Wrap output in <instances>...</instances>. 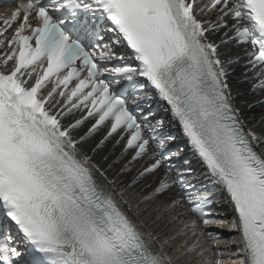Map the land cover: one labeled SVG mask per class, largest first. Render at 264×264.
I'll return each instance as SVG.
<instances>
[{
    "label": "snow or ice",
    "instance_id": "snow-or-ice-1",
    "mask_svg": "<svg viewBox=\"0 0 264 264\" xmlns=\"http://www.w3.org/2000/svg\"><path fill=\"white\" fill-rule=\"evenodd\" d=\"M16 2L10 18L2 21L5 27L0 28L3 36L22 21L11 39L0 40V48L11 49L0 55V63L8 67L12 62L8 71L0 70V209L22 233L21 243L40 254L33 264H172L121 210L110 187L114 181L78 147L109 121L104 140L123 128L129 132L126 150L136 149L132 159L147 152L149 140L142 136L126 101L105 79H99L105 73L129 81L146 77L167 101L209 178L230 196L240 233L241 247L236 251L244 253L245 264H264V153L257 151L264 134L245 129L227 79L226 63L235 61L221 59L220 45L209 38L210 33L226 29L221 44L251 46L249 64L259 80L256 87L264 90V0ZM81 12L111 22L110 31L127 42L138 66L101 67L100 61H110L116 53L112 45L89 47L82 42L79 32L90 38L99 33L90 32L86 21H78ZM210 12L216 13L215 22L199 18ZM30 18L37 21L35 26ZM69 18L71 28L65 24ZM118 59L123 62L126 57ZM77 61L82 62L79 68ZM83 71L86 75L80 78ZM50 78L56 81L52 90L38 98ZM73 79L78 83L68 103L84 89L90 90L64 114L84 105L88 116L95 118L78 140L72 132L86 117L65 125L60 113L45 107L57 88H67ZM59 96L65 92L61 90ZM162 124L157 121L154 127ZM171 139H161L159 147ZM184 163L189 166L178 174L181 188L189 184L192 173L190 162ZM160 165L161 160L155 159L144 172ZM97 174L105 184L98 183ZM169 188L166 177L156 193ZM188 203L194 205L190 209L194 218L184 228L191 231L194 242L187 254L199 249V264H224L225 259H232L221 253L220 239L200 227L214 222L212 213L205 211L211 199L190 193ZM202 235L216 246L215 251L205 246ZM10 241L7 234L0 238V264H17L21 257Z\"/></svg>",
    "mask_w": 264,
    "mask_h": 264
},
{
    "label": "bare ground",
    "instance_id": "bare-ground-1",
    "mask_svg": "<svg viewBox=\"0 0 264 264\" xmlns=\"http://www.w3.org/2000/svg\"><path fill=\"white\" fill-rule=\"evenodd\" d=\"M210 19L215 22L216 13H213ZM224 31L226 29L210 33L209 38L220 45L221 59L235 61L230 65L226 63L227 79L234 97L233 103L240 110L245 129H251L257 134H264V107L253 105L259 99V89L249 74L242 71L243 60L239 47L233 43L221 44V36ZM55 102L58 105H63V99L53 94L48 104ZM61 111L60 114H62ZM79 114L78 109L72 110L71 114L63 115L62 122L67 125ZM84 123L85 121L72 132L77 140L86 133ZM100 130L101 128L95 130L78 147L83 153L92 157L93 162L104 170L108 180L114 181L110 187L121 210L144 233L146 239L151 237L154 250L168 256L172 264H199L201 259L197 255L199 249L197 252L187 254V248L194 242V238L191 231L186 230L184 225L186 222H190L194 216L189 215L185 200L175 191L173 186L161 193H156L161 181H164L166 177L167 182L169 181L168 175L160 171L141 175V169L147 166L146 162L149 156L145 154L139 159L133 160L130 149L122 148V140L117 143L115 139L108 137L107 140H104V144L97 148L96 146L100 143L98 139ZM258 143L257 151L264 153V135ZM190 160L196 171L205 174L206 171L198 165L194 153ZM125 166H127L126 170ZM96 179L98 183H106L99 174L96 175ZM219 204L224 206L222 214L226 215V225L213 222L208 226L201 223L200 227L205 233L211 232L220 239L219 249L224 257H232V259H225L224 264H243L241 251H236L241 245H238L240 244V233L235 223L234 226L232 222L236 216L232 202L229 197H223ZM200 239L205 242L206 247H211L213 251L216 250V246L207 241L206 236L202 235ZM228 249H232V251H228Z\"/></svg>",
    "mask_w": 264,
    "mask_h": 264
}]
</instances>
